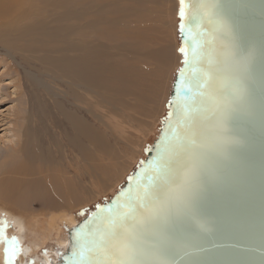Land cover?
<instances>
[{
  "label": "water",
  "instance_id": "1",
  "mask_svg": "<svg viewBox=\"0 0 264 264\" xmlns=\"http://www.w3.org/2000/svg\"><path fill=\"white\" fill-rule=\"evenodd\" d=\"M179 1L158 135L53 264H264V0Z\"/></svg>",
  "mask_w": 264,
  "mask_h": 264
},
{
  "label": "rangeland",
  "instance_id": "2",
  "mask_svg": "<svg viewBox=\"0 0 264 264\" xmlns=\"http://www.w3.org/2000/svg\"><path fill=\"white\" fill-rule=\"evenodd\" d=\"M5 1L13 5L14 16L21 12L27 18L16 30L36 23L38 27L19 36L16 30L7 31L11 18L0 22V185L21 180L11 171L22 156L17 142L26 134L30 154L25 159L43 163L49 179L61 180V174L72 179L66 189L76 197L68 201L70 194L51 190L46 178L27 176V189L34 182L40 192L30 187L32 195L20 198L17 206L0 200V264L8 257L3 247L11 214L31 217L28 229L40 226L42 217H55L50 222L62 230V238L52 235L39 250L31 236L24 238V248L34 251L29 261L38 257L42 264L39 258L46 252L53 259L63 251L57 243L66 239L70 227L120 189L156 138L183 61L181 5L179 0ZM84 52L94 56V80L79 81L73 69V80L66 78L64 65L76 64ZM75 118L80 119V129L75 128ZM43 225L46 234L39 239L50 236L48 224Z\"/></svg>",
  "mask_w": 264,
  "mask_h": 264
},
{
  "label": "bare ground",
  "instance_id": "3",
  "mask_svg": "<svg viewBox=\"0 0 264 264\" xmlns=\"http://www.w3.org/2000/svg\"><path fill=\"white\" fill-rule=\"evenodd\" d=\"M11 0H9L10 2ZM13 1V0H12ZM14 3V2H13ZM45 3V2H44ZM45 5V4H44ZM13 5H11L10 3H8V1L6 2L5 0H0V22L1 21H4L6 22L7 19L11 18L13 20V22L11 23L12 25L8 26V29L7 31H15L16 28L18 27L17 26V23L27 19L25 14L24 13H21V12H18V15L17 16H14L13 15ZM15 6V5H14ZM16 14V12H15ZM38 15H41L38 14ZM37 15V16H38ZM43 15V14H42ZM46 15V14H45ZM78 16V15H77ZM45 17V16H43ZM47 17V16H46ZM76 17V16H75ZM19 19H21L20 21H18ZM10 20V19H9ZM45 20V19H44ZM42 20V21H44ZM49 20V19H48ZM46 22V21H45ZM8 23V22H7ZM30 23V22H29ZM34 24V23H33ZM29 25V24H27ZM1 26V25H0ZM41 26V25H40ZM45 26V25H44ZM38 27V23L30 26V27H24V29H17V33L19 32V36L21 35H27V34H32L34 32V28H37ZM42 27V26H41ZM43 28V27H42ZM38 32V30H37ZM16 33V32H15ZM37 34L36 32L34 33V35ZM39 35V34H38ZM48 35V34H47ZM46 35V36H47ZM39 37V36H38ZM31 39V38H30ZM41 39V37H40ZM38 38V41L40 40ZM36 40V39H35ZM33 40V42L35 41ZM43 41V39H42ZM45 41V39H44ZM32 42V43H33ZM46 42V41H45ZM34 44V43H33ZM28 49V48H27ZM51 51V50H50ZM60 53V52H59ZM83 54V53H82ZM93 55V54H92ZM66 57V56H65ZM38 59V57H37ZM63 59V57H62ZM65 60V58H64ZM62 61V60H61ZM60 61V62H61ZM73 61V60H72ZM58 62V61H57ZM63 62V61H62ZM67 62V61H66ZM93 62H94V56L91 57V55L88 53V52H84L83 55L79 56L78 57V60L76 62V64H69L68 62L64 65V76H66V78H71L72 79V75H71V69H73L75 71V74L77 75V77L79 78V81H82L85 82V81H90L92 82L94 80V77L96 76L94 74V69H93ZM73 63V62H72ZM52 66V65H51ZM58 68L60 66H57ZM45 68V67H44ZM61 70V69H60ZM72 70V71H73ZM63 72V71H62ZM53 73V72H52ZM75 75V76H76ZM76 77V79L78 80V78ZM65 78V77H64ZM175 79V78H174ZM73 80V79H72ZM75 82V81H74ZM77 84H78V81H76ZM82 82V83H83ZM86 82V83H87ZM89 83V82H88ZM75 84V83H74ZM76 84V85H77ZM92 84V83H90ZM75 85V86H76ZM79 85V84H78ZM75 117V116H74ZM73 117V118H74ZM80 120V119H79ZM78 119L75 118L74 122L75 124L77 125L75 128L76 129H80L79 128V124H80V121ZM71 121V119H70ZM82 130V129H81ZM84 130V129H83ZM158 135V134H157ZM157 137V136H156ZM21 140H23V143H19L21 142ZM20 141L17 142V145H16V149L18 150L19 148V151H21V154L22 156H20L21 160H19L17 162V164L14 166V169L13 171H11L13 175H17V176H20L21 177V180H14L13 181H3L0 185V200H2L4 204H20L21 201H19L20 198H23V197H29L31 195L28 194V192L30 191V187L36 189L37 187H35V183H30L29 184V188L27 189V186H28V182H26L27 180V176H30V177H37L39 179L38 176H41V177H44L46 178V181L48 182V187H51V190L52 189H62L63 191H67L66 187L70 186L72 184V179L70 178H63V175L61 174V176H59V178L61 180H56L54 178H51L49 179L48 175H44V171L47 172L49 169H45L44 167V164L43 163H38V162H35V163H38V164H33L34 160H32L31 162L28 161L29 159H25L29 156L30 154V151H29V148H30V141L28 140V136L26 134H24L23 136V139H21ZM18 151V152H19ZM20 155V154H18ZM24 158V159H23ZM40 161V160H38ZM41 162V161H40ZM47 163V162H46ZM11 165V164H10ZM9 165V166H10ZM5 169V168H4ZM9 169V168H8ZM7 169V170H8ZM61 171V170H60ZM9 172V171H8ZM78 172V171H77ZM75 173V172H74ZM52 174V173H51ZM50 175V174H49ZM58 175V174H57ZM81 177V176H80ZM79 176L77 175L75 177V182L76 180H78ZM30 179V178H29ZM66 179V180H65ZM56 180V181H55ZM43 182V181H42ZM40 182V183H42ZM74 183V182H73ZM59 184V185H58ZM44 185V184H42ZM39 187V186H38ZM27 189V190H26ZM42 188L40 187V190ZM26 190V191H25ZM37 190V189H36ZM35 190V191H36ZM25 191V192H24ZM39 191V189L37 190ZM44 192H48V188H44L43 189ZM24 192V193H23ZM40 192V191H39ZM54 192V191H53ZM36 193V192H35ZM68 194H70L68 191H67ZM73 195L70 194V198L68 199V201L71 200V202L75 199L76 200V197L74 198V195L75 193L72 191ZM68 196V195H67ZM69 197V196H68ZM63 198V197H62ZM74 200V201H75ZM62 201H64L63 199L60 200V202H57L58 204L62 203ZM6 206V205H5ZM10 217L11 219H9V221L7 222V227H6V230L8 232V240H7V246L3 249L5 250L4 251V254L7 255V259H6V264H17L15 263V259L14 258H17V260H20L22 262V264H39L38 263V257L37 258H34L32 261H29V257L31 256L30 254L33 253L31 250H29L28 248H24V238L26 237V234L29 235V237L31 236V239H33V243L35 244V250H39L38 248L41 246L42 248L45 247L48 242L50 240H52L53 238L51 237L52 235H56L57 236H62V230H60V228H57L54 227V225L56 223H51L50 220H55V217H53L52 219L51 218H40L41 222H39V225L40 226H37L35 224H32V228L33 229H28L29 226L31 225V222H32V218L31 217H25V216H20V215H13L11 214ZM43 224H48V230L50 231V236H42L40 239H39V234H46V226L43 225ZM43 225V226H41ZM4 227V226H3ZM59 227V226H58ZM57 228V229H56ZM71 228V227H70ZM69 228V229H70ZM68 229V230H69ZM19 235V236H18ZM66 235H67V232H66ZM17 236V237H16ZM62 238V237H61ZM29 239V238H28ZM66 240V241H65ZM63 239L62 242L59 243L60 240H58V243L59 244L58 246L61 248V250H63L66 246V243H67V236H66V239ZM63 245H62V244ZM31 244V243H30ZM33 245V244H32ZM64 247L62 248L61 247ZM33 247V246H32ZM2 248L0 247V255H2ZM37 253V251H36ZM39 253V252H38ZM60 255V254H59ZM56 257V256H55ZM53 258L52 259V255H50L49 253H45L44 255H42L40 258H39V261L40 263L42 264H53V263H56L57 262V258L59 257H56V258ZM42 261V262H41ZM54 261V262H53Z\"/></svg>",
  "mask_w": 264,
  "mask_h": 264
},
{
  "label": "snow or ice",
  "instance_id": "4",
  "mask_svg": "<svg viewBox=\"0 0 264 264\" xmlns=\"http://www.w3.org/2000/svg\"><path fill=\"white\" fill-rule=\"evenodd\" d=\"M182 3H183V0H182ZM180 15H181V19H183L184 18V11H183V9L181 10ZM181 32H183V25H181ZM180 51H181V55H183L184 52H185V50L183 48ZM185 62H187V61H185ZM262 82H264V76H262Z\"/></svg>",
  "mask_w": 264,
  "mask_h": 264
}]
</instances>
